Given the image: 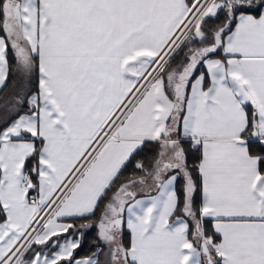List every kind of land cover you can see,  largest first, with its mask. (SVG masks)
Instances as JSON below:
<instances>
[{"label":"snow or ice","instance_id":"snow-or-ice-1","mask_svg":"<svg viewBox=\"0 0 264 264\" xmlns=\"http://www.w3.org/2000/svg\"><path fill=\"white\" fill-rule=\"evenodd\" d=\"M0 264H264V0H0Z\"/></svg>","mask_w":264,"mask_h":264},{"label":"trees","instance_id":"trees-1","mask_svg":"<svg viewBox=\"0 0 264 264\" xmlns=\"http://www.w3.org/2000/svg\"><path fill=\"white\" fill-rule=\"evenodd\" d=\"M209 23H212V21H209ZM178 185V184H177ZM99 215V212H97V216ZM93 221L96 219V217H91ZM70 223H74L76 225H79L81 223H85L83 220L75 219V220H67ZM95 227L91 228L90 230L87 231V235L84 237V242L81 246V248L76 252L77 257L85 256L89 254V252L92 249V241L95 238V235L92 234V232L95 231Z\"/></svg>","mask_w":264,"mask_h":264},{"label":"rangeland","instance_id":"rangeland-1","mask_svg":"<svg viewBox=\"0 0 264 264\" xmlns=\"http://www.w3.org/2000/svg\"><path fill=\"white\" fill-rule=\"evenodd\" d=\"M174 63H175V62H174ZM190 162H191V161H190ZM177 187H179V183H178ZM92 234L96 235V229H95L94 232H92Z\"/></svg>","mask_w":264,"mask_h":264},{"label":"crops","instance_id":"crops-1","mask_svg":"<svg viewBox=\"0 0 264 264\" xmlns=\"http://www.w3.org/2000/svg\"><path fill=\"white\" fill-rule=\"evenodd\" d=\"M64 222H69V221L65 220ZM81 257H83V256H81Z\"/></svg>","mask_w":264,"mask_h":264},{"label":"built area","instance_id":"built-area-1","mask_svg":"<svg viewBox=\"0 0 264 264\" xmlns=\"http://www.w3.org/2000/svg\"><path fill=\"white\" fill-rule=\"evenodd\" d=\"M35 193H33V195H34Z\"/></svg>","mask_w":264,"mask_h":264}]
</instances>
